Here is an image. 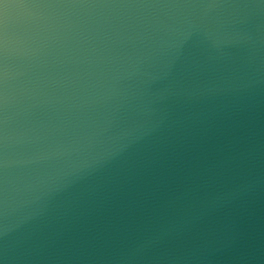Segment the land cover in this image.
Wrapping results in <instances>:
<instances>
[{"label":"water","instance_id":"water-1","mask_svg":"<svg viewBox=\"0 0 264 264\" xmlns=\"http://www.w3.org/2000/svg\"><path fill=\"white\" fill-rule=\"evenodd\" d=\"M0 264H264V0H0Z\"/></svg>","mask_w":264,"mask_h":264}]
</instances>
